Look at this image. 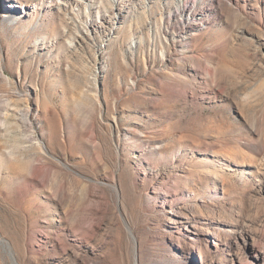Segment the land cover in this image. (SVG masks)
<instances>
[{
	"label": "rangeland",
	"instance_id": "rangeland-1",
	"mask_svg": "<svg viewBox=\"0 0 264 264\" xmlns=\"http://www.w3.org/2000/svg\"><path fill=\"white\" fill-rule=\"evenodd\" d=\"M0 264H264V0H0Z\"/></svg>",
	"mask_w": 264,
	"mask_h": 264
},
{
	"label": "bare ground",
	"instance_id": "bare-ground-1",
	"mask_svg": "<svg viewBox=\"0 0 264 264\" xmlns=\"http://www.w3.org/2000/svg\"><path fill=\"white\" fill-rule=\"evenodd\" d=\"M9 14V13H8Z\"/></svg>",
	"mask_w": 264,
	"mask_h": 264
}]
</instances>
